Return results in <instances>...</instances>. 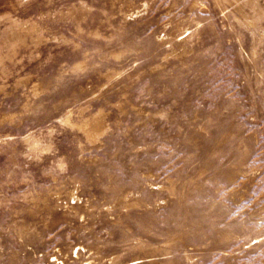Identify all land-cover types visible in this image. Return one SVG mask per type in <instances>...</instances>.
I'll list each match as a JSON object with an SVG mask.
<instances>
[{
    "label": "rangeland",
    "instance_id": "rangeland-1",
    "mask_svg": "<svg viewBox=\"0 0 264 264\" xmlns=\"http://www.w3.org/2000/svg\"><path fill=\"white\" fill-rule=\"evenodd\" d=\"M0 264H264V0H0Z\"/></svg>",
    "mask_w": 264,
    "mask_h": 264
}]
</instances>
